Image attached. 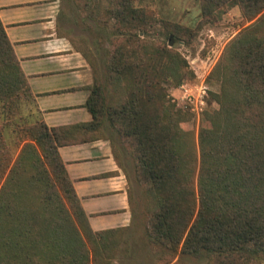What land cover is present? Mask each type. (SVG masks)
<instances>
[{
    "label": "trees",
    "instance_id": "trees-1",
    "mask_svg": "<svg viewBox=\"0 0 264 264\" xmlns=\"http://www.w3.org/2000/svg\"><path fill=\"white\" fill-rule=\"evenodd\" d=\"M154 0H74L102 42L103 66L88 46L92 119L133 162L144 195L146 243L158 264H262L264 256V0H198L194 26L159 16ZM236 4L247 20L209 72L218 107L197 134L188 111L167 101V83L193 77L174 46L190 42L219 10ZM166 82V83H165ZM25 104L28 112L21 114ZM0 264H113L129 226L93 229L58 147L79 140L48 126L0 19ZM112 142L118 163V145ZM130 199V193H129ZM131 200V199H130Z\"/></svg>",
    "mask_w": 264,
    "mask_h": 264
},
{
    "label": "crops",
    "instance_id": "crops-1",
    "mask_svg": "<svg viewBox=\"0 0 264 264\" xmlns=\"http://www.w3.org/2000/svg\"><path fill=\"white\" fill-rule=\"evenodd\" d=\"M74 0H0V19L37 107L48 126H66L79 140L58 147L93 229L129 226L133 220L127 154L112 150L107 124L99 136L78 124L92 119L85 102L93 82L91 65L72 38ZM115 143V141H114ZM126 161H125V159Z\"/></svg>",
    "mask_w": 264,
    "mask_h": 264
},
{
    "label": "rangeland",
    "instance_id": "rangeland-1",
    "mask_svg": "<svg viewBox=\"0 0 264 264\" xmlns=\"http://www.w3.org/2000/svg\"><path fill=\"white\" fill-rule=\"evenodd\" d=\"M151 7L159 16L185 25L194 26L199 19L200 6L198 0H154ZM218 14V21L214 24H204L190 42L178 41L174 43V46L188 59L190 68L194 71L193 77H187L181 83H194L204 79L208 85L205 108L199 115L189 108L183 109L180 107V109L190 113L184 122V128L191 130L194 135L197 134L199 126L207 123L204 118V111L218 107V103L209 93V91L218 89V82L209 78L210 70L219 58L229 38L241 28L257 21L256 18L251 20L244 19L238 5L232 3L221 8ZM86 19L83 13L75 6L72 38L82 43L83 46H88L98 57V65L102 68V42L98 41V32L94 31L92 27L89 28ZM87 21L94 25L92 20L87 19ZM257 22L261 23V21ZM180 84L167 83V101L174 104L175 107H177V104H175L176 102L173 99L181 101L182 90ZM20 109L23 115L28 112L25 104H22ZM0 121H2L1 113ZM112 141H115L118 146L120 145L117 138ZM127 158V161L124 158L126 162H129L125 165V168H127V175L130 178V199L134 218L128 227L129 229L124 233V241L121 242L122 248L113 260V264H158L159 253L150 249L146 243L143 222L145 199L142 188L134 178L132 159L129 155ZM178 257L186 264H201L207 261V258L199 259L185 254H177L174 259ZM261 259L262 264H264V256H261Z\"/></svg>",
    "mask_w": 264,
    "mask_h": 264
},
{
    "label": "built area",
    "instance_id": "built-area-1",
    "mask_svg": "<svg viewBox=\"0 0 264 264\" xmlns=\"http://www.w3.org/2000/svg\"><path fill=\"white\" fill-rule=\"evenodd\" d=\"M181 101H176L178 108H189L197 115L205 108L208 85L204 79L194 83H181ZM179 96V94H178Z\"/></svg>",
    "mask_w": 264,
    "mask_h": 264
}]
</instances>
